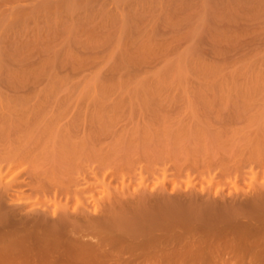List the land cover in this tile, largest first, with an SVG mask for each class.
Masks as SVG:
<instances>
[{
  "label": "rangeland",
  "instance_id": "rangeland-1",
  "mask_svg": "<svg viewBox=\"0 0 264 264\" xmlns=\"http://www.w3.org/2000/svg\"><path fill=\"white\" fill-rule=\"evenodd\" d=\"M2 1L4 2V0H0V8L4 7L5 9L7 7L10 9V6L11 8L14 6L16 10L19 7L21 8L22 4L26 2V0L23 1L5 0L6 4L4 5ZM68 1H72V0H68ZM233 2L235 6L233 5L231 6ZM71 3L70 5L59 8L56 11H51L46 15H41L38 17L36 16L35 13L29 12L31 10L28 11V9H27L28 13L23 11L24 13L21 12L22 14H19L21 9H18L20 11L17 10L18 11L17 15L18 14L19 15L17 16L15 13L14 15H16V17H14L13 15L14 18L12 17V15H10L12 14V12L9 13L11 10L14 9L9 10L6 8L7 11L6 9L5 11H3L2 9H1L2 11L0 10L1 11L0 22L3 21L2 24L8 22L6 24L7 26L4 24V26L6 27L3 26L1 27L2 24L0 23V45L3 44L2 46L3 48H5L9 46V45L6 46L7 43L10 44L8 40L13 41L15 38H22L20 40L16 39V41L20 43V45L18 44L19 46L18 45L15 46L17 43H14L15 41L14 40L12 42L15 44L12 45L13 47L9 46L6 50L4 49V51L3 48L2 50H0V87L2 88V89L0 88L1 90L7 91V89H9L11 84H14V86L16 84V86H18L19 88H20L19 85H27L26 88L24 86L25 89H33V88L35 89L36 86V89H38L37 88L38 86L40 88L41 85L44 86V84L46 85L47 83L50 84L49 81L50 77H51V81H53L55 84L57 83V85L60 83H62L61 85H64V83L67 82L65 83L66 85L69 84L68 86H70L71 84L72 88L74 87V85L75 87L79 86L80 89L82 86L87 84L88 81H90L89 83H91L90 80L91 78H92V84L122 83V84H131V85L139 84V85H148V86H173L180 84H190V85L192 84L193 85L195 84L196 85L197 84H217V85L264 84V0H75V3L74 1H72ZM18 4H19L18 7L15 6ZM26 4L31 5L32 2L30 3V0H28V3L26 2L25 5ZM227 4L230 7H228ZM8 16H10L11 18ZM5 18H8L10 20L8 19L6 20ZM4 19L6 20V22H4ZM61 27L64 28L63 30L61 29V31L63 32L66 29V33L64 32L65 34H63L61 31L59 32L60 29L58 28ZM52 29L54 30L56 29V31L53 30V32L55 33L58 31L57 34H55L58 36V37L56 36L57 38L54 36ZM58 33H61L63 35V37L65 38L64 40L65 43L69 40L71 41V39L73 38L72 42L69 41V43L67 42L66 44L61 43L64 38H62L61 34H59L60 35L59 36ZM14 34L15 35L21 34V35L19 37H14ZM50 35L52 38L49 37ZM11 37L14 38L12 39ZM53 37L54 40H52ZM59 37H61L62 39L61 38L59 39ZM4 39H6V41L8 42L4 41ZM21 40H25L24 41L25 43L20 42ZM58 44H62L63 47ZM57 48L59 49L57 50ZM71 51L72 52L74 51L75 53L74 52L71 53ZM108 58L110 59L109 62L107 60ZM73 63H75V66L73 65L72 67ZM98 76L101 77L96 78ZM6 86H8V88ZM32 86L34 87L32 88ZM21 88L23 87L21 86ZM76 89L78 90V88ZM9 90L7 92L5 91L4 92L10 93ZM78 92H76V94H78ZM93 105L94 102L88 103L85 102L84 100H79V101L75 100V112L92 110L94 109ZM103 115H104V119L102 120L103 121V123H101L102 125L100 124L101 128H99L100 126L96 128L94 130L95 134H97L96 133L97 131L110 132L111 130L115 131L116 128L118 127L121 128L125 126L126 129L124 127V130L126 131V133L122 132L123 128L121 129L118 128L120 129L121 134L123 135L126 134L125 138L129 133L127 137L128 139L122 138L125 141L127 140L128 144L127 142L124 141L127 144L124 145L125 143L122 140L123 143H121L122 146H120L121 153L123 151L125 152L126 148L130 149V145L132 144L131 142L134 141L133 142L134 145L138 141L137 144H135L136 146L135 145L133 147L131 146L132 149L130 150L126 149L125 154H121L120 152H118L119 150L116 149V147L110 150L107 149L108 147L105 145L106 143L104 144L102 143L106 147L101 146L100 145L101 143L99 144L101 150L102 148H106L108 150L107 153H109V151L113 149L114 150L116 149L117 152L115 153L116 154L120 153L122 155V160L118 163H115L117 162V160H115V157H112L111 155V158H114L112 160L110 157H108L110 153L107 154L106 152L103 151L107 155L106 159L110 158L111 160L109 162L110 164L111 162L113 163L115 160V162L111 164V166L115 165L116 167L109 166L107 168L106 165H108L109 163L107 164L104 162L106 159L105 160L102 159V161L99 163L98 161H96L98 157L96 160L94 158L93 163L97 162L100 165L96 164L98 166L95 165L94 167L93 163L89 165L90 164L89 159H91L92 156L95 155H93L92 153L91 154L88 153V155H86V153L83 154L86 155V157L84 156L86 159L88 158L89 164L86 163L87 160L83 157V155H79L80 159L79 156L77 155L75 157V160L78 157L77 159H79L78 161L79 163L83 161L81 164L77 163V161L75 162L79 164L80 168L77 166V164H75L77 166V169L75 167L76 172L74 171V173L72 174V178L68 176L65 177L66 174L60 175L59 179H57L58 182H56V184L53 183L55 180L53 181L52 176H49L47 180L46 177H45L46 179L44 178V174H43L42 175L43 177H41L43 181L39 179L40 177L36 175L37 168H34L35 166H37L35 165L36 163L35 164L33 163L34 167H32L33 165L31 163L30 164L28 163L27 165L26 162V164H24L25 161L23 160H20V162L22 163L18 161L15 162V165L17 166L20 165L18 167L17 176L16 173L15 174L12 173L14 172L13 171L14 169H12L11 170L12 172L9 173L6 169L5 170L7 171V173L4 170V172L7 175H9L10 173L14 174L15 179L13 181L15 182V186L17 184L16 188L20 187V190L23 193L16 191V190L19 191V189L15 190V188H11L14 189L15 191L10 189L11 190V191L9 190L10 193L6 192L3 194L6 198L3 197V195H2L3 199L1 198L2 200L0 202V209H1L0 211H2L3 214L2 218H4V216L6 217L4 220L0 219V223L3 221L2 224H0L1 225L0 234L3 236L2 237L0 235V261H1L0 264H7V263L8 264H17V263L38 264V262L39 264H43V263L58 264V261L62 262V264L64 261L67 262V263L64 262V264H70V263L71 264H79V263L101 264V262L102 264H110V263L112 264L113 262L115 264H118L116 263V261L120 262L119 264H121L123 262H126L127 260H128L127 261L128 263L126 262L127 264H131L132 262L133 264L134 263L138 264L141 261L142 264H145L147 261L151 263L147 262L146 264H152L153 259L151 260V257L154 258V256H156L154 258L156 259L157 256H159V253L163 251H165L166 253L163 252L160 254L166 257L168 252L169 255L164 259H168V257H170L172 261L170 260V258L168 260L169 262H171V264H249V262L250 264H252L253 259H251V257L254 256L253 253H250V255H252L251 257L250 255L249 257L247 255L249 251L252 249L254 253L255 251H258L260 252L259 254L263 256L264 243L262 242L264 241V232H263L264 228H262L261 226L264 225V214L263 216H261V214L264 212L262 211L259 212L261 213L260 216L263 219L261 221H260L261 218L259 219L260 216L258 217L259 213L256 211H254L253 217L255 218V214L258 213L256 215L258 219L253 218L251 219L252 221H250V218H252L253 215L252 211H251V216L250 214L247 215L248 213H243L242 215L240 214L236 217L237 218L236 222L238 223L236 228L240 226L239 227L240 230L238 231L239 232L241 231L240 233L243 234L241 235L242 237H244L245 235L243 240L240 238L236 239L237 238L236 236L235 241H238L239 245L237 242H236L237 245L234 242H233L234 244L232 243L228 244V242L226 243V241L223 242V239H221L222 242L219 240L214 242L212 239L211 241H213L214 243H212L210 240L209 242H206L208 237L204 242L203 241L204 238L201 239L200 236L199 239L197 238L198 234L201 235L200 233L205 232L202 227L201 228L198 227L197 231L195 232V234L197 235L194 234L195 238L192 236V234L188 235L190 237L189 238L186 235L187 233H185L187 231L182 230L184 229L183 227L185 226L187 227L186 225L187 222L184 221L186 222L184 223L181 218H180L181 220H179L177 217H174L178 219L177 222H175L173 221L174 219L172 218V216L171 217L168 216L166 220L168 221L170 219L168 223L171 222L172 224L171 225L166 223L167 225L170 226V227L168 226V230H163L165 227L167 228V225L165 223H164L165 224L164 227H163L164 224L162 225L163 232L169 234V236H167L166 238L168 237L171 238V240H169L170 242L169 241L167 242L168 244H164L165 246L160 245L163 247L159 246L160 249L161 248L165 249V250L161 249L162 251L161 250L159 251L158 246H156L158 244H163L161 242L158 243L159 242L158 240H157L158 244L157 243L156 245L154 244L156 247L150 246L151 241L149 242L150 244L148 243L149 245L146 244V242L144 244V238L146 236L140 237L142 234L145 235V233H142V231L138 232V235L136 236L139 237L138 239L135 237L134 239L135 241L133 240L134 237H130L127 235L122 236L123 234L120 235L121 233L119 231L113 232V235H110L108 231L110 241L107 239L106 240L107 244L105 242V239L108 238V235H106L107 232L101 233V234L106 233L105 234L106 236L105 235L100 236L99 235L100 233L99 234L96 233L95 235L94 233L93 234V237L95 236L94 238L92 237V235L83 236L85 239L81 237L82 240L87 241L88 243L90 242V240H92L89 244L95 245L94 246L95 248L97 245L96 250L99 249L97 250L99 253L98 254L95 253L97 256L95 254H93V256L92 254L91 255L87 254L89 258L87 256L84 257L85 255L79 257V255L81 254H77L74 250L75 248L72 247V245L69 243L70 244L69 247L70 248L72 247V249L74 250L73 253V251L69 247H67L68 244L66 243H68L69 241L65 240L66 241L65 243V241H63L64 239L61 240L56 238L58 239L57 241L56 239L55 241L52 240V242L54 241L53 242L54 244L50 240H49L50 243L48 242V240H45L47 243L51 245L47 243L45 244L42 241L44 243L43 246V244H41L42 243L41 241H40L41 243L40 242L39 244L37 243L38 238L36 236H38L39 233L38 235L37 233L36 234L34 233L32 235L30 234L31 237L30 236L24 237L23 235L24 234L26 235V233H24L25 230L23 231L22 229L29 227L34 217L40 215H46L47 218L51 216L49 218L50 220L51 218L52 220L53 218L55 219L56 217L55 215L54 217H52L54 212L51 213L53 211V208L51 207L50 204H52V206L55 205V200L52 199L54 198L57 200L56 202H58L59 196L61 200L60 203L64 201L62 204H65L68 199L71 200V202L68 200L69 205H71L69 207H71L70 209L74 211L73 209L77 207L76 204L79 203L76 197L79 195L83 196L84 194L87 195V193L90 192L89 190H91V192L97 194V202L96 201L93 202L92 198L89 199L91 201H88V204L91 203L93 207V211L95 210L93 212L90 208L89 215L90 217L91 216L94 217V215L96 216L97 214L99 215V213L101 214L102 209L96 206L101 205L100 198L102 199L104 193L101 188L103 187L102 184H100L101 182L100 181L98 182L99 180L98 177H100L98 174H101L100 172H102L103 169L102 164L105 165L104 167L106 169L104 170L108 172H109L108 169L113 170L114 168H116V170L118 168L123 171L126 170L128 172L129 171L131 172L132 170L129 169H133L134 165L136 166V168L138 167L139 169L143 168V166L146 165L144 166L145 169L143 168L144 170L140 169L142 170L143 177H141V172H139V169L138 171H136L137 169L135 170L136 174L137 172L140 173V176L137 174L138 176H136V178L134 177L132 178L131 175H129L131 177H128V175H126V177H128V180L126 179L125 184L127 181L129 183L127 182L128 183L126 184L127 187L126 185L125 187L128 188L129 184L131 186L129 187L131 189L130 192L126 191L127 189L123 188L125 189L124 190L126 194L125 198H127L125 199L126 201L127 200L131 201L133 200V198L135 200V198L140 195L139 193H142L143 191H144L143 193L146 192L145 193L146 195L148 192L149 194L148 196L152 194H154L155 196L156 193H158L157 191H159V193L162 194L161 191H164L163 194L165 195L167 194V196H170L171 199H173L174 201H180V200L183 201L182 198L184 200H187L190 198V196L193 195L198 196L200 194L199 197L203 198L204 196V199L210 197L211 199L220 201V203H222V200L223 202H225V199L228 200L229 202L230 200L233 199L234 202L238 201V204L239 202L240 204L241 203L244 204V202H246L253 195L252 194L253 190L256 187H262L264 189V102H260V101L256 102L255 99L248 97L244 98L238 103H233L227 100H218L213 102H207V101L185 102L183 100L157 102L154 98H143L140 100H136V99L130 100L129 98H127L105 109L103 111ZM77 133L80 134L78 135ZM82 133L83 132L79 131L76 132V135L82 136ZM116 133L114 132V134ZM118 133L116 134L117 137L118 135H120V133L119 134ZM104 134H102V137L104 136ZM123 135L121 137H124ZM129 136L131 137L130 139L131 141L129 140ZM132 138H134L136 142ZM99 145L97 146L98 148ZM123 146H126V148L124 149ZM106 149L104 150L106 151ZM122 149L124 150L122 151ZM95 150H93V152H95ZM101 150L100 153H102ZM96 152L98 151L96 150ZM4 153H5L4 155L6 156V152ZM97 154L99 153H96V155ZM120 154L117 155L118 158L121 157ZM100 155L104 156L105 154L104 155L100 154ZM106 155L104 156V158L106 157ZM92 159L90 160L91 162ZM99 159H101V157H99ZM2 163H5L6 165V162H4V160L0 161V164ZM22 164L23 167H21ZM116 164L118 165V167ZM5 165L3 167H5ZM88 166L91 167L90 172L92 170L93 172L91 173L88 172L89 171ZM82 167L83 169H81ZM92 167H94L95 169L94 168L92 169ZM98 167L99 170L101 169L100 172L97 169ZM14 168L17 169L16 166ZM22 168L23 170H21ZM32 169L34 170L32 171ZM24 170L27 171L25 172ZM29 171L30 174L28 173ZM113 171H115V169ZM123 171L122 172L120 171L118 173H123ZM23 172L24 174L22 175ZM34 172L36 174H34ZM104 172L102 173L104 174ZM108 172H106L107 173L106 175H109ZM26 173H28V175ZM88 173H90L89 174V176H91L90 178L88 176ZM33 175H36L38 178L35 179L36 176L34 177ZM96 175H97V180L96 178L94 179V181L93 179L91 180V178L92 177L94 178ZM115 175L113 176L109 175V176L114 177ZM62 176H64L65 179H63L64 177ZM73 176L76 177L74 183H77L78 185L80 184L78 183L79 180L82 179V182L80 181L82 185L81 184L80 185L83 188H85L84 191L83 189H81L83 193L86 191L84 194L81 193L82 191L79 190L80 192L77 191L79 192V194L77 192H75L76 194L72 192L75 195L78 194L77 196H73V194L66 192L67 190L64 191V189H66L68 185H65L64 187L63 185L64 183L62 182L65 180L66 181V182L64 181L65 184L68 183L71 184V182L73 183V178H74ZM87 176L89 179H87ZM117 176H119V174L116 175L115 179L119 178ZM16 177L19 180L16 179ZM32 177L38 182V185L41 184L40 182H42V188H40L39 190L42 191L43 189L44 194L43 191L41 192L37 189L39 188V186L35 183L36 181ZM110 177L108 178V181L111 179L115 180L114 178H110ZM50 178L52 181V182L50 181L51 183L48 182ZM101 178L102 177H100V179ZM130 178L133 180L131 181ZM44 179L47 180L46 182L48 183L44 182L45 181ZM86 180H88L89 182ZM18 181L22 182L21 183L22 187L18 185ZM91 181L94 183L97 181L98 184L96 183V185L93 186L92 184L94 183H92ZM118 181L116 180L117 183ZM43 182L45 185L52 184L53 187L48 185L47 187L48 190L46 187H45L46 190H44L45 188L43 187L45 185L43 184ZM113 182L115 183V181ZM57 183L61 185V188L60 186L59 187L57 186ZM30 184H32L31 187ZM33 184H36V187L37 186L38 187L33 188V186H35ZM72 187L74 188L73 185ZM75 187H77V185ZM50 188L51 189L53 188L52 189L53 193L51 194L50 192L52 191L50 190ZM12 191L17 195L13 193L11 194ZM33 191H35V193L38 191L37 193L39 195L36 193L33 196L34 194ZM25 192L29 195L33 193L31 195L33 196V198H31V202L32 201L37 202L38 204L41 199V203L39 206L41 208H42L41 205L43 203L42 202L43 198L44 197H46L44 199L48 198L47 200H49L50 202L48 209H51V211L49 210L51 214L47 213L48 211L46 207L48 206V204L45 205L43 204L44 209L42 208L43 209L42 210L41 208H38L39 204L36 205L37 207L34 206V208H32L33 206H31L30 208V203L27 204L26 201L27 199L22 202L21 200L25 196H27L28 199L30 200L29 198L30 196L26 195ZM91 192L89 194H92ZM127 192H129L128 195ZM131 192L132 194H130ZM133 192L134 193L136 192L135 194H139V195H135ZM21 194L22 195L25 194V196L24 195L19 196ZM9 195L10 196L15 195V196L14 197L12 196L13 198H11L8 197ZM51 195L53 196L52 199L50 197ZM184 195L187 196V198ZM207 195L209 196L207 197ZM38 196L40 199L38 198ZM87 196L89 197V195ZM87 196L86 199H88ZM154 196L152 197L150 196V198H154ZM63 197L64 199L62 201L61 198ZM74 197H75L74 199L75 201L73 200ZM174 197L177 198L179 197L180 199L179 198L176 199ZM128 198H131V200ZM5 199H7L8 201L7 200L5 201ZM18 199H20L21 202ZM93 199H95V197ZM17 200L19 204L18 203L13 204V202L15 201L17 202ZM47 200H45L44 203L48 202ZM151 200H150L151 203L148 202L149 204H152L153 201ZM153 200H155V198ZM242 200H246V201H242ZM129 201H127V203ZM5 204L6 205L9 204V205L5 206ZM16 205L19 206L20 208L19 207L17 208ZM82 206H83L82 203H79L76 209L80 210ZM152 207L149 208L151 209V211L153 208H155ZM38 209L41 210L39 211ZM76 209L75 211H77ZM10 211L12 214L10 213ZM30 211H32V213ZM36 211L37 213H35ZM6 214L8 215V217ZM47 215L50 216L48 217ZM244 215H247L246 218ZM239 216H241L243 220ZM22 218L24 219V221L22 220ZM26 218H29V220L26 221L27 220ZM246 219L249 220L250 223ZM20 220H22L25 223H23ZM12 221L13 223H11ZM18 222L20 223L18 224ZM173 222H175L177 226ZM10 223L12 226H10ZM182 223L183 226L181 225ZM7 224L10 226V228ZM235 224L236 223H234V225ZM249 224L251 225L249 226ZM259 224L261 230L260 228H258ZM231 225L234 226L233 224ZM21 226L22 229H20ZM188 226L190 225L188 224ZM2 228L3 230L1 232ZM256 228H258L259 230H256ZM4 229H6L7 231ZM16 230H18L17 234H16ZM252 230L255 233L257 231H258L257 233L259 232L261 233L255 234L252 232ZM198 231L199 233H197ZM154 232L155 233L158 232V234L160 235L161 231H154ZM249 232L251 233V235ZM20 233H22L23 235ZM68 233L67 235L65 234L66 237L67 236L69 237ZM162 233H161L162 236L167 235V234L163 235L164 233L163 234ZM153 234L154 233H152V236ZM5 235H7V239L5 238L4 240L3 238L5 237ZM10 235L12 237L13 236H15L16 238L18 237L17 240L19 241H17L16 238L13 237V239L15 238L14 239L15 242H14ZM33 235H35V237ZM203 235L201 236L203 237ZM253 235H255L256 238H254ZM260 235L262 236L261 238L263 239L260 238ZM162 236L160 237L163 238ZM8 237H11L12 241L11 239L8 240ZM97 237H99V239ZM100 237H103V239ZM118 237L120 238V240L124 238L127 243L125 242L124 239H122L124 241L122 240L117 241V239H119ZM245 238L247 239L249 238L247 243L244 240ZM251 238L253 243L255 242V244L257 245L260 244V245L259 246L256 245L253 247L252 245L253 243H251ZM94 239L96 244L93 242ZM239 239L242 242H244V244L242 243L240 245L241 241ZM6 240H8L9 242ZM60 240L62 241L61 242L62 245L60 243ZM195 240L196 242H194ZM258 240L261 241L258 242ZM58 241H59V246L60 247L63 246L62 248H60L59 246H55V242L56 244H58ZM101 242L102 243L105 242L106 245L102 244ZM2 243L3 245H1ZM109 243L111 245H109ZM131 243L132 245H130ZM199 243H201L204 247ZM207 243L209 244V246ZM218 243L219 244L222 243V245L221 244L219 245ZM128 244L130 245V247ZM210 244H212L213 247H210L212 246ZM194 245L197 246L195 247ZM198 245L201 246L199 247ZM9 246L11 248H9ZM49 246H52V248H50ZM99 246L101 248H98ZM132 246L133 249L131 248ZM149 246L151 247V249L148 248ZM215 246L221 248L214 249ZM231 246L232 248H235L233 249L234 253L231 252L232 249ZM30 247L33 249H31ZM34 247L36 251L34 250ZM104 247L107 249H104ZM126 247H127V251L125 250ZM207 247H209V249L211 250L207 249ZM223 247L224 249H222ZM225 247L227 249L229 247L230 250L229 249L227 250ZM255 247H259V250L257 248L254 251ZM2 248H4V250ZM7 248L11 251L9 250L7 251ZM40 248H42L44 251H42ZM58 248L59 250H57ZM67 248L72 253H70V251L68 250H66V253L63 252L64 254L59 253L65 251V249ZM108 248L110 250H108ZM128 248L131 249L129 250ZM146 248L147 250L149 249L150 251L149 250L146 251ZM155 248L158 249V253H156L157 250ZM236 248L238 249L236 250ZM242 248L243 250H241ZM260 248L263 251V253L260 250ZM18 249H21L22 251ZM134 249L137 252L133 251ZM221 249L223 255L221 253ZM128 250L129 252L132 251L131 253L133 255L137 253L136 254L137 257L136 255L131 256ZM217 250H219V252ZM235 250L237 252H235ZM28 251H30L31 253ZM116 251L117 252L120 251V253L122 254H120L119 252L117 253ZM139 251L144 256L141 253L138 255ZM197 251L198 253H196ZM10 252H12V254H10ZM15 252L18 254L16 255ZM57 252L60 255L57 254ZM115 252L118 254V256ZM199 252L200 253L202 252L203 254L202 253L199 254ZM126 253L130 257H128ZM155 253L157 255H155ZM237 253H239L240 255ZM256 253L254 257H256V255L257 257L259 256ZM27 254L28 255L30 254L31 257H29L30 256L29 255L28 256L29 258H27ZM124 254L127 257L124 256ZM148 254L151 257H147L149 256ZM245 254L247 255L246 256L247 258L244 256ZM8 255L10 256V258H8L9 257ZM46 255L48 259L46 258ZM113 256L117 258L119 257V259L120 258L121 259L117 260V258ZM161 256L159 259H161ZM164 256H162V259ZM13 257H15L16 259ZM19 257H21V259H19ZM108 257H110L111 259ZM134 257L135 259H133ZM146 257L148 258V260ZM263 257L262 258L261 256L260 258L258 257L259 261L257 258H255L257 261L255 259L254 260L258 263L260 262V259L261 260L263 259ZM74 258L75 260H73ZM139 258L140 260L138 261ZM144 258L147 261H145ZM248 258L250 260H248ZM20 260H23V263ZM30 260H32V262ZM81 260H83V263ZM92 260L93 261L95 260V262H93ZM108 260H110L109 261L110 263L107 262ZM254 260H253L254 262L253 264H257L255 263ZM70 261H72L73 263ZM161 261L162 260H160V262ZM263 261L264 259L261 262ZM153 264H156L155 260L153 261Z\"/></svg>",
  "mask_w": 264,
  "mask_h": 264
},
{
  "label": "bare ground",
  "instance_id": "bare-ground-1",
  "mask_svg": "<svg viewBox=\"0 0 264 264\" xmlns=\"http://www.w3.org/2000/svg\"><path fill=\"white\" fill-rule=\"evenodd\" d=\"M15 1H17V0H15ZM20 1H23V0H20ZM72 1H74V3H75V0H72ZM72 1H68V0H30V3L32 2V4L30 5V4H26L25 5V3L27 2L28 3V0H26V2L25 3H21L22 4V6H23V9H22V6H21V8L19 7L18 9H21V11L20 10H18V11H20L19 12V14H22L21 12H27V9H28V11L29 10H31V11H29V12H33V13H35L36 14V16L38 17V16H41V15H46V14H48L49 12H51V11H56V10H58L59 8H62V7H64V6H67V5H70V3L72 2ZM3 2V1H2ZM4 5L6 4L5 3V0H4ZM20 4V5H21ZM72 4V3H71ZM228 5V4H227ZM226 5V6H227ZM229 5H230V3H229ZM228 5V7H230ZM235 6L234 5V2H233V4H231V6ZM1 6H2V4H1ZM15 6H19V4L18 5H15ZM225 6V7H226ZM14 7V6H13ZM11 8V6H10V9H14V10H11L9 13H11L12 12V14H10V15H12V17H13V15L16 13V15H17V13H18V11L15 9V7L14 8ZM7 8V7H6ZM5 8V9H6ZM54 8V9H53ZM3 10V11H5V9H4V7H1L0 8V10ZM7 9H9V8H7ZM7 9H6V11H7ZM9 9V10H10ZM227 9V8H226ZM231 9H232V7H231ZM1 10V11H2ZM0 11V12H1ZM15 11V12H14ZM17 11V12H16ZM23 12V13H24ZM5 13V12H4ZM3 13V14H4ZM28 13V12H27ZM33 13H31V14H33ZM2 14V13H1ZM8 14V13H7ZM18 14V15H19ZM9 15V14H8ZM16 15H14V17H16ZM17 15V16H18ZM4 17V16H3ZM7 17V16H6ZM8 17H10V16H8ZM13 17V18H14ZM11 18V17H10ZM12 18V19H13ZM0 19H1V17H0ZM6 20L8 19V18H5ZM4 19V22H6V20ZM8 20H10V19H8ZM12 21V20H11ZM1 24L3 23V21L2 22H0ZM8 23V22H7ZM7 23H4L5 25L7 24ZM4 24H2L1 25V27L3 26V27H6V26H4ZM57 28V27H56ZM58 29H60L59 30V32L61 31V29L63 30L64 28L63 27H61V28H58ZM51 30V29H50ZM53 30L54 29H52V32H53ZM54 31H56V29L54 30ZM58 32V31H57ZM57 32L55 33V32H53L54 33V36L56 37L57 35H55V34H57ZM63 34H65L66 33V29H65V33L63 32V31H61ZM49 34H51V33H49ZM59 34H61V33H58V35ZM18 35V34H17ZM17 35H15L14 34V37H19L21 34H19L18 36ZM60 36V35H59ZM61 36H62V38H64L63 37V35L61 34ZM66 36H68V35H66ZM72 36V35H71ZM13 37V38H14ZM27 37V36H26ZM49 37H51V35L49 36ZM58 37V36H57ZM56 37V38H57ZM70 37V36H69ZM12 38V37H11ZM12 38V39H13ZM32 38V37H31ZM52 38V37H51ZM61 37H59V39H60ZM61 38V39H62ZM16 39L17 40H20V39H22V38H15L14 40L16 41ZM59 39H58V41H59ZM70 39V38H69ZM13 40V41H14ZM26 40V39H25ZM25 40H21L20 42H23V43H25L24 41ZM52 40H54V37H53V39ZM64 40H65V38L63 39V41L61 42V43H65L64 42ZM72 40H73V38L71 39V41L70 42H72ZM4 41H6V39H4ZM9 41V43L10 44H8L7 43V45L6 46H12L14 43H17L15 46H17L18 44L20 45V43H18V41H14V43H12L13 41L12 40H8ZM8 41H6V42H8ZM57 41V40H56ZM69 41H67L68 43H69ZM74 41H75V39H74ZM73 41V42H74ZM5 42V43H6ZM66 42V43H67ZM60 43V42H59ZM65 43V44H66ZM3 45V44H2ZM2 45H0V50H2V48H3V46ZM18 45V46H19ZM58 45H61L62 46V44H58ZM71 45V44H70ZM4 46H5V44H4ZM8 46V47H9ZM8 47H5V48H3V51H4V49L6 50ZM13 47V46H12ZM63 47V46H62ZM67 47H69V46H67ZM11 48V47H10ZM9 48V49H10ZM13 49V48H12ZM59 48H57V50H58ZM74 52V51H73ZM72 51H71V53H73ZM75 53V52H74ZM108 60V62L110 61V59L108 58L107 59ZM73 65L75 66V63H73L72 64V67H73ZM53 77V76H52ZM101 77V76H100ZM99 76L98 77H96V78H100ZM103 78V77H102ZM101 78V79H102ZM56 79V78H55ZM91 80V83H89L90 81H88V83L87 84H85L84 86H82L81 87V89L79 88V86H77V87H75V85H74V87L72 88L71 86V84H70V86H68V85H66L65 83H67V82H65L64 83V85H61L62 83H60V84H58L57 85V83L55 84L53 81H51V77H50V79H49V81H50V84H48L47 83V85L46 84H44V86L43 85H41L40 86V88H39V86L37 87L38 89H36V86H35V89L33 88L34 86H32V88L33 89H25L26 87H27V85H19L20 86V88H21V86L23 87V88H19L18 86H16V84H15V86H14V84H11V86L9 87V89H7V91L9 90L10 91V93L8 92V93H5V92H7V91H3V90H1L0 89V150L1 151H4V152H6V156L4 155L5 153L4 152H1L0 153V161L1 160H4V162H6V165H7V168H6V165H5V163H2V164H0V202H1V200L3 199V197H5L3 194L4 193H6V192H9V190L11 189V188H15V190L16 189H19V191L18 190H16L17 192H22L21 190H20V187L19 188H16V186H17V184H16V186H15V182L13 181L15 178V176H14V174L16 173V176H17V172H18V167L20 166V165H15V162H20V160H23V161H25L24 162V164H26V162H27V165H28V163L30 164H32L33 165V163L35 164V165H37V166H35L34 167V165L32 166V165H30V166H32V167H34V168H37V174L34 172V174H36V175H38L40 178L39 179H41L42 180V178L41 177H43L42 175L44 174V178L46 177L47 178V180H48V177L49 176H52V179H53V183H55L56 184V182H58V180L57 179H59V176L60 175H65L66 174V176L65 177H70V178H72V174L74 173V171L76 172V170H75V167H76V169H77V166L79 167V164H81L83 161H81L80 163L78 162L79 161V159H80V156L79 155H83V154H85L86 153V155H88V153L89 154H93V155H95V156H92V162L90 161L91 159H89V162H90V164L88 163V158L86 159L85 157H86V155H83V157L87 160V164H89V165H91L92 163H93V161H94V158H95V160L97 159V157H98V159L96 160V161H98L99 163L102 161V159H106L107 158V155H106V153L108 152V150L107 149H112V148H114V147H116V149H118L119 151L118 152H120L121 150H120V146H122V144L121 143H123L125 140H123L122 138H124V139H128L127 137H128V134H127V137L125 138V136H126V134H121V131H120V129L121 128H123L122 129V132L123 133H126V131L124 130V127L125 126H123V127H118V128H120V129H118V128H116V130L115 131H113V130H111L110 132L109 131H97L96 133L97 134H95V132H94V130L96 129V128H98L99 126V128H101V123H103V119H104V115H103V111L105 110V109H107L108 107H110V106H112L113 104H116V103H119L120 101H122V100H124V99H127V98H129L130 100H133V99H136V100H140V99H143V98H154L157 102H167V101H181V100H183V101H192V102H195V101H198V102H201V101H207V102H213V101H218V100H227V101H230V102H233V103H238L239 101H241V100H243L244 98H253V99H255V101L256 102H264V84H219V85H217V84H195V85H190V84H180V85H173V86H148V85H139V84H136V85H131V84H104V83H102V84H97V83H93L92 84V78L90 79ZM96 80H98V79H96ZM104 80V79H103ZM108 80V79H107ZM100 81V80H99ZM106 81V80H105ZM109 81V80H108ZM111 81V80H110ZM87 82V81H86ZM112 82H113V80H112ZM53 83V84H52ZM110 83V82H109ZM39 84V83H38ZM37 84V85H38ZM13 85V86H12ZM31 85V84H30ZM34 85V84H33ZM46 85V86H45ZM24 86H25V88H24ZM7 88H8V86H6ZM5 87V88H6ZM42 87V88H41ZM76 88H78V90L76 89ZM3 89H4V87H3ZM75 89V90H74ZM80 89V90H79ZM78 92V94H76V92ZM75 94H76V97H75ZM75 100H77V101H79V100H84L85 102H88V103H91V102H94V105H93V107H94V109H92V110H89V111H77V112H75ZM75 121H76V123H75ZM101 124V125H100ZM122 126V125H121ZM76 128H78V129H76ZM125 129H126V127H125ZM76 130V131H75ZM83 130V131H82ZM100 130V129H99ZM119 130V131H118ZM79 131H81V132H83L82 133V136L80 135V136H78L80 133H77L78 135H76V132H79ZM120 133V135H118V137H117V133L118 132ZM94 132V133H93ZM109 132V133H108ZM114 132L116 133V134H114ZM105 133V134H104ZM118 133V134H119ZM102 134H104V136L102 137ZM124 136V137H121V136ZM120 137V138H119ZM131 139V137L129 136V140ZM133 140H135L134 138H132ZM115 140H117V141H115ZM122 140H123V142H122ZM132 140V141H133ZM117 143H115V142ZM131 141V140H130ZM125 142H127V140L125 141ZM124 142V143H125ZM134 142V141H133ZM133 142H131L132 144L130 145V143H129V145H130V149H132V147L135 145V144H137V142H136V140H135V144L133 145ZM101 143V144H100ZM104 143H106L105 145L108 147L107 149L106 148H102V150L100 149V145L101 146H105V145H103ZM99 145V148L97 147L98 145ZM119 144V145H118ZM127 144H128V142H127ZM126 143L124 144V145H127ZM105 146V147H106ZM119 148H118V147ZM132 146V147H131ZM136 146V145H135ZM123 148L125 149L126 148V146H123ZM128 148H129V146H128ZM98 151V152H96V150ZM104 149H106V151L104 150ZM111 150V151H113V152H111V151H109V153H107V154H109L108 155V157H110L111 158V155H112V157H115V160H117V162H115V160H114V162L115 163H118V162H120L121 160H122V155L121 154H125V152H126V149H125V152L123 151L124 149H122V153L120 154L121 155V157H117V155H119L118 153L116 154L115 152H117V150ZM130 149H127V150H130ZM93 150H95V152H93ZM100 150L102 151V153H100ZM106 152V153H104V152ZM96 153H99V154H97L96 155ZM106 155V157L104 158V154ZM113 153H114V156H113ZM127 153H128V151H127ZM100 154H102V155H104V156H101ZM4 155V156H3ZM79 156V159H77L76 158V160H75V157L76 156ZM100 155V156H99ZM116 155V156H115ZM89 156H91V155H89ZM99 157H101V159H99ZM110 158H108V159H106L104 162L105 163H109L111 160H110ZM116 158H118V159H116ZM82 159V158H81ZM112 160L114 159V158H111ZM6 160V161H5ZM27 160H29V161H27ZM41 160H42V162H41ZM83 160V159H82ZM8 161V162H7ZM77 161V163H79V164H77V163H75ZM3 162V161H2ZM113 162V163H114ZM20 163H22V162H20ZM99 163H93V165H94V167H95V165L96 164H98V165H100ZM112 162H111V164H113ZM49 164V165H48ZM75 164H77V166L75 165ZM110 164V163H109ZM106 165V167L108 168L109 166H111V164L110 165ZM141 164V163H140ZM5 165V167H3ZM83 165V164H82ZM92 165V166H93ZM98 165H96V166H98ZM117 165V164H116ZM137 165H139V164H137ZM16 166V168L17 169H15L14 167ZM39 166V167H38ZM87 166V165H86ZM105 165L104 164H102V172H104L105 170L104 169H106L105 167H104ZM115 165H113V166H111V167H114ZM142 166V165H141ZM144 166H146V165H144ZM144 166H143V168H144ZM21 167H23V164L21 165ZM20 167V168H21ZM89 167V166H88ZM94 167H92V169L94 168ZM110 167V168H111ZM116 167V166H115ZM117 167H118V165H117ZM135 167V168H134ZM134 167H133V169H129V170H132L131 172H130V174H129V172L128 171H123V170H121V169H118L117 168V170H116V168H114L115 169V171H113V170H110V169H108L109 170V172L108 171H105L104 172V174L102 173V172H100V170H99V167L97 168L98 170H99V172L101 173V174H98L100 177H102L101 179H100V177H98V182L100 181L101 183L100 184H102V186L103 187H101L102 188V191L104 192L103 193V197H102V195H101V197H102V199L100 198V202H101V205L100 206H96V207H99V208H101L102 210V212H101V214L99 213V215H98V217H97V215L95 216L94 215V217H90V215H89V211H90V208H91V210L93 211V207H92V204L90 203V204H88V201H91V200H89L90 198H92V200H93V202L94 201H96L97 202V194H95V193H93V192H91V190H89L92 194H89V193H87V195H89V197L87 196V195H85L84 193L86 192H84L83 193V191H84V189L85 188H83L81 185V182H82V179L81 180H79V182L78 183H80L79 185L77 184V183H74V181H75V179H76V177H74L73 178V183L71 182V184L70 183H68V184H65V182L63 181L62 183H64L63 185H64V187H65V185H68V187H66V189H64V191L65 190H67L66 192H69L70 194H73V196H77L78 194H79V192L80 191H82L81 189H83V191L81 192V193H83L84 195L83 196H85V197H83V196H81V195H79V196H77L76 197V199H78V201H79V203H82V208L79 210H77L76 208L78 207V204H76L77 205V207L75 208L77 211H75V209H73L74 211H72L70 208L71 207H69V206H71V205H69V202H68V200H67V202L65 203V204H62L64 201H63V199H64V197L63 198H61L62 199V201L63 202H61L60 203V196L58 197V199H59V201L58 202H56L57 200L56 199H54L53 198V196L51 195L50 197H51V199L52 200H55V205H53L52 206V204H50L51 205V207L53 208V211L51 212V213H53L54 212V214H53V216L52 217H54V215L56 216L55 217V219L53 218V220H52V218H51V220L49 219V218H47L46 217V215H40V216H37V217H34V219L32 220V222H31V224L29 225V227H27V228H25V229H22V226L20 227V229H22L23 231H24V233H26V235L24 234H22V233H20V234H22L24 237H27V236H30V234L32 235V234H36L37 233V235H38V233H39V235L38 236H36L37 238H38V244H39V242L41 241H43L45 244L47 243L45 240H48V242L50 243V241L52 242V240H54L55 241V239L56 238H58V239H61V240H63V241H65V240H67V241H69L68 243H66V241H65V243L66 244H68V246L67 247H69V245L71 244L72 245V247H74L75 249V252L77 253V254H81V255H79V257H81L82 255L84 256V257H88V255H91L92 254V256H93V254H98L99 252L97 251V250H99V249H97L96 250V248H97V245H96V248L94 247L95 245H91V244H89L92 240H90V242L88 243L87 241H84V240H82L81 239V237H83V236H88V235H92V237H93V234L95 233V235H96V233L97 234H99L100 236H103V235H105V234H101L102 232L104 233V232H107V234L106 235H108V238H106L105 239V242H106V240L108 239H110L109 238V233H110V235H113V232H117V231H119L120 233V235H122V236H130V237H134L133 238V240L135 239V237L138 239V237L139 236H136V235H138V232H140V231H142V233H145V235L144 234H142L141 235V233H140V237H142V236H146L145 238H144V244H145V242H146V244H148L150 241H151V244H150V246H152V247H156V246H158V248H159V251L162 249V250H165V249H163V248H161L160 249V247H163V246H165L164 244H168L167 242L169 241V240H171V238L170 237H168V238H166L167 236H169V234L168 233H165V232H163V230H168V226L169 225H167V224H171V222H169L168 223V221H170V219L168 220V221H166L167 220V217L168 216H172V218L174 219L173 221H175V222H177V220L179 219V220H183V222L184 221H186L190 226H188V224L186 223V222H184V223H186V225H187V227L185 228V227H183L184 229H182V230H184V231H187V232H185V233H187L186 235L188 236L189 234H192V236L195 238V235H197V234H195V232L197 231V229H198V227L199 228H203V230L205 231V232H203V231H201V232H203V233H200L201 235H203V237L201 236V235H199L198 234V239H199V236H200V238L202 239V238H204V242H205V240L207 239V237H208V241L206 240V242H209V240L211 241V239L214 241V242H216L217 240H219V241H221V239H223V242L224 241H226V243L228 242V244L230 243H232V244H236L237 245V243H238V241H235L236 239H238V238H240V239H242L243 240V238L245 237V235H244V237H242L241 235H243V234H241L238 230H240L239 229V227L240 226H238L237 228H236V226H237V222H236V217L238 216V215H242L243 213H248L247 215H249L250 214V216H251V211H252V213H253V215H252V218H250V217H248V218H250V221H252L251 219H253L254 217V211H256V212H264L263 210H264V189L262 188V187H256L254 190H253V195L246 201V200H242V201H246V202H244V204H240V202H239V204H238V201H233V199L232 200H230V202L228 201V200H226L225 199V202H223V200H222V203H220V201H218V200H215V199H211L210 197H208L209 195H207V197L208 198H205L204 199V196H203V198L202 197H199L200 196V194L198 195V196H190V198L189 199H187V200H184L183 198H182V200L183 201H174L173 199H171V197L170 196H167V194L165 195V194H163V192L164 191H161L162 192V194L161 193H159V191H157L158 193H156V197L154 196V194H152V192H151V194L152 195H150L151 197L152 196H154V198H155V200H153L154 198H150V196H148L149 194H148V192H147V195L145 194V193H143L142 191V193H139V194H135L134 192V194L135 195H139L138 197H136V196H134V197H136L135 198V200H134V198H133V200H131V198H128V199H130L131 201H133V202H131V201H129V200H127V201H129L128 203H127V201L125 200V199H127V198H125V189H127L126 191H131V189L129 188V187H131L130 186V184H129V187L128 188H126L127 187V185L126 184H128L127 182H126V184H125V181H126V179L128 180V177H131L132 176V178L134 177V178H136V176H140V173L139 172H141V177H143V174H142V170H140V169H143V168H136V166L134 165ZM29 168V167H28ZM38 168H39V171H38ZM80 168V167H79ZM90 168L91 167H89V171L88 172H90ZM8 171V173L9 172H12L11 170L12 169H14L13 171L14 172H12V173H14V174H12V173H10L9 175H7L6 173H7V171ZM81 169H83V167L81 168ZM91 169V170H92ZM95 169V168H94ZM137 169V170H136ZM138 169H139V172H137V174H136V171H138ZM145 169V168H144ZM143 169V170H144ZM4 170L6 171V173L4 172ZM21 170H23V168L21 169ZM20 170V171H21ZM30 170V169H29ZM34 169H32V171H33ZM36 170V169H35ZM122 172L123 171V173H118V172H120V171ZM136 170V171H135ZM252 170H253V168H252ZM25 171V170H24ZM27 171V170H26ZM25 171V172H26ZM78 171V170H77ZM95 171V170H94ZM83 172V171H82ZM91 172H93V170L91 171ZM90 172V173H91ZM106 172H108L109 173V175L111 176H113V175H115L116 173V175H118L119 174V176H117V177H119L118 179L116 178L115 179V177H116V175L114 176V177H110L109 175H106L107 173ZM253 172V171H252ZM21 173V172H20ZM29 174H30V171L28 172ZM28 173H26L27 175H28ZM33 173V172H32ZM85 173V172H84ZM90 173H88V176H89V174ZM96 173V172H95ZM127 173V174H126ZM254 173V172H253ZM257 173V172H256ZM24 174V172L22 173V175ZM81 174V173H80ZM83 174V173H82ZM120 174H122V175H120ZM7 177H6V176ZM36 175H33L34 177L36 176ZM95 175V174H94ZM93 175V176H94ZM101 175H103V176H101ZM126 175H128V177H126ZM129 175H131V176H129ZM32 176V175H31ZM30 176V177H31ZM88 176H87V179H89L91 176H89V178H88ZM122 178H121V177ZM23 177V176H22ZM30 177H29V179H30ZM62 177H64V176H62ZM62 177H61V179H62ZM65 177L63 178V179H65ZM114 178L115 180H113V179H111V180H109L108 181V178ZM33 178V177H32ZM36 178H38L37 176L35 177V179ZM45 178V179H46ZM81 178V177H80ZM79 178V179H80ZM96 178V180H97V175L93 178H91V180L93 179V181H94V179ZM16 179H18L17 177H16ZM21 179V178H20ZM28 179V178H27ZM34 179V178H33ZM34 179V180H35ZM39 179H37V180H39ZM44 179V180H45ZM107 179V180H106ZM119 179H121V180H119ZM19 180V179H18ZM33 180V181H34ZM40 180V181H41ZM47 180H45L44 182H46ZM116 180L118 181V183L120 184V186H119V184L116 182ZM130 180L132 181L133 179H131L130 178ZM16 181V180H15ZM22 181V180H21ZM31 181V180H30ZM29 181V182H30ZM32 181V182H33ZM36 181V180H35ZM34 181V182H35ZM43 181V180H42ZM51 181V178H50V180L48 181L49 183H51L50 182ZM81 181V182H80ZM86 181H88V180H86ZM113 181H115V183L113 182ZM28 182V181H27ZM44 182H43V184H44ZM48 182H46V183H48ZM89 182V181H88ZM92 182V181H91ZM13 183H14V185H13ZM20 183V184H19ZM21 183L22 182H20V181H18V185L19 186H21ZM37 185H38V182L36 181L35 182ZM41 184H39L38 186H39V188H37L36 187V184H33V185H35V186H33V188L35 187V188H37L38 190L40 189V188H42V182H40ZM92 183H94V182H92ZM91 183V184H92ZM96 183H97V181L94 183V184H92L93 186H95L96 185ZM114 183V184H113ZM24 184V183H23ZM55 184H53V185H55ZM77 185V187H75L76 185ZM84 184H85V182H84ZM98 184V183H97ZM116 184V185H115ZM118 184V185H117ZM121 184H122V186H121ZM41 185V186H40ZM45 185V184H44ZM48 185L49 184H46L43 188H47L48 187ZM72 185L74 186V188L72 187ZM113 185H115V186H113ZM125 185H126V187H125ZM12 186H14V187H12ZM25 186H27V185H25ZM28 186H29V184H28ZM32 186V184H30V187ZM49 186H51V187H53L52 186V184H50ZM57 186L59 187L60 186V188H61V185H59L58 183H57ZM80 186V187H79ZM86 186H89V185H86ZM91 186V185H90ZM263 186V185H262ZM22 187V186H21ZM24 187V186H23ZM29 187V188H30ZM55 187V186H54ZM69 187H70V189H69ZM82 187V188H81ZM27 188V187H26ZM32 188V189H33ZM46 188L44 189V190H46ZM88 188V187H87ZM86 188V189H87ZM90 188V187H89ZM123 188H125V189H123ZM22 189V188H21ZM31 189V190H32ZM53 189V188H52ZM52 189L50 188V190L52 191ZM91 189V188H90ZM130 189V190H129ZM11 190H14V189H11ZM10 190V191H11ZM14 190V191H15ZM23 190V189H22ZM27 190V189H26ZM35 190V189H34ZM47 190H48V188H47ZM80 190V191H79ZM25 191V190H24ZM39 191H41V190H39ZM42 191H43V189H42ZM41 191V192H42ZM71 191V192H70ZM77 191H79V192H77ZM38 192V191H37ZM36 192V193H37ZM57 192V191H56ZM72 192H77L78 194L77 195H75L74 193H72ZM129 192H127V195L129 194ZM140 192V191H139ZM10 193V192H9ZM13 193V191L11 192V194ZM23 193V192H22ZM34 193V194H33ZM33 196L36 194L35 193V191H33ZM51 193H53V191L52 192H50V194ZM80 193V194H81ZM192 193V192H191ZM204 193V192H203ZM208 193V192H207ZM10 194V195H11ZM13 194H16V193H13ZM25 194L26 195H29V194H27L26 192H25ZM25 194H23L24 196H25ZM31 194V195H32ZM38 194V193H37ZM43 194H44V191H43ZM42 194V195H43ZM47 194H49V193H47ZM46 194V195H47ZM55 194V193H54ZM59 194V193H58ZM62 194V193H61ZM64 194V193H63ZM130 194H132V192L130 193ZM194 194H196V193H194ZM2 195H3V197H2ZM8 196V197H11V198H13L15 195H12V196ZM17 195V194H16ZM22 194L21 195H19V196H23ZM31 195H29L30 197V200L28 199V197L27 196H25V197H23V199L21 200L22 202L24 201V200H26L27 201V204H29L30 203V208H31V206H33L32 208H34V206L35 207H37L36 205H38V208H41V207H39L40 206V203H41V199L39 198V196H38V198L40 199V202L37 204V202H31V198H33V196H31ZM39 195V194H38ZM187 195H188V193H187ZM18 196V197H19ZM44 196V195H43ZM64 196V195H63ZM72 196V197H73ZM86 196H87V198L88 199H86ZM91 196V197H90ZM185 196V195H184ZM184 196H182V197H184ZM202 196V195H201ZM211 196V195H210ZM18 197H16V198H18ZM55 197V196H54ZM95 197V199H93ZM127 197V196H126ZM129 197H131V196H129ZM133 197V196H132ZM186 198H187V196H185ZM212 197V196H211ZM2 198V199H1ZM6 198V197H5ZM44 198H46V197H44ZM43 198V203H42V208L44 209V206H43V204L45 205V204H48V206L46 207L47 208V213H49V214H51L50 213V211H51V209H48V207H49V200H47V199H44ZM99 198V197H98ZM150 198V199H149ZM174 198H176V199H178L177 197H174ZM185 198V199H186ZM214 198V197H213ZM216 198V197H215ZM8 199H10V198H8ZM35 199V198H34ZM37 199V198H36ZM50 199V198H49ZM50 199V200H51ZM75 199V197L73 198V200ZM148 199H149V201H148ZM152 199V200H151ZM175 199V200H176ZM180 199V198H179ZM224 199V198H223ZM230 199V198H229ZM7 199H5V201H6ZM19 201H20V199H18ZM18 200H17V202L15 203V202H13V204H17L18 203ZM38 200V199H37ZM45 200H47L48 202H45L44 203V201ZM150 200L151 201H153L152 202V204H149V203H151L150 202ZM239 200V199H238ZM4 201V200H3ZM4 201V202H5ZM8 201V200H7ZM14 201V200H13ZM20 201V202H21ZM25 201V202H26ZM70 202H71V200H69ZM75 201V200H74ZM73 201V202H74ZM87 201V202H86ZM226 201H228V202H226ZM233 203H232V202ZM25 202H24V204H25ZM76 202H77V200H76ZM99 202V203H100ZM149 202V203H148ZM219 202V203H218ZM68 203V204H67ZM99 203H97V204H99ZM154 203V204H153ZM3 204V203H2ZM11 204H12V201H11ZM19 204V203H18ZM53 204H54V202H53ZM70 204H72V203H70ZM75 204V203H74ZM149 204V205H148ZM4 205V204H3ZM7 205H9V204H7ZM6 204H5V206H7ZM90 205H91V207H90ZM152 205H153V207H155V208H153L152 207ZM27 206V205H26ZM148 206H150V207H152L153 209H152V211H151V209H149L150 207H148ZM16 207L18 208L19 206H17L16 205ZM23 207V206H22ZM50 207V208H51ZM80 207V206H79ZM95 207V208H96ZM8 208H10V207H8ZM20 208V207H19ZM27 208V207H26ZM41 208V209H42ZM16 209V208H15ZM24 209V208H23ZM40 209V210H41ZM42 209V210H43ZM1 210V209H0ZM22 210V209H21ZM26 210H28V209H26ZM29 210H31V209H29ZM33 210V209H32ZM39 210V209H38ZM39 210V211H40ZM50 210V211H49ZM156 210V211H155ZM91 211V212H92ZM95 211V210H94ZM93 211V212H94ZM5 212V211H4ZM31 213H32V211H30ZM43 212V211H42ZM255 212V213H256ZM7 213H8V210H7ZM10 213H11V211H10ZM27 213H28V211H27ZM35 213H37V211L35 212ZM47 213H44V214H47ZM258 213H256L255 214V218H257V214ZM2 214V211H0V219H5V217L6 216H4V218H2L3 217V214ZM12 214V213H11ZM10 214V215H11ZM30 214V213H29ZM260 214L261 213H259V215H258V217L260 216ZM263 214L264 213H262L261 214V216H263ZM4 215H5V213H4ZM7 215V214H6ZM247 215H244L245 216V218H246V216ZM12 216V215H11ZM14 216V215H13ZM261 216L259 217V219L261 218ZM7 217H8V215H7ZM26 217V216H25ZM174 217H177V218H174ZM240 218H241V216H239ZM29 218H30V216H29ZM29 218H26L27 220L26 221H28L29 220ZM171 218V219H172ZM181 218V219H180ZM254 218V219H255ZM8 219V218H7ZM176 219V220H175ZM242 219V218H241ZM258 219V218H257ZM256 219V220H257ZM22 220L24 221V219L22 218ZM22 220H20V221H22ZM243 220V219H242ZM247 220V219H246ZM261 220H263L262 218L260 219V221ZM22 221V222H23ZM235 221V222H234ZM239 221H240V219H239ZM245 221V220H244ZM243 221V222H244ZM248 222H249V220H247ZM255 221V220H254ZM3 222V221H2ZM2 222L0 223V224H2ZM8 222V221H7ZM9 222H10V220H9ZM175 222H173V223H175ZM179 222V221H178ZM181 222V221H180ZM193 224H191V223ZM11 223H13V221L11 222ZM11 223H10V226H12L11 225ZM15 223V222H14ZM16 223H17V221H16ZM15 223V224H16ZM20 222H18V224H19ZM23 223H25V222H23ZM23 223H21V224H23ZM30 223V222H29ZM28 223V224H29ZM166 224L167 225V228L165 227L164 229L162 228V225L163 224ZM234 223H236L235 225H234ZM247 223V222H246ZM250 223V222H249ZM259 223V222H258ZM165 224L163 225V227L165 226ZM176 224V223H175ZM174 224V225H175ZM231 224H233L234 226H232ZM262 224V223H261ZM5 225V224H4ZM8 225V224H7ZM6 225V226H7ZM172 225V224H171ZM182 226H183V223L181 224ZM251 224H249V226H250ZM9 226V225H8ZM10 226H9V228H10ZM28 226V225H27ZM176 226H177V224H176ZM175 226V227H176ZM179 226V225H178ZM264 226V225H263ZM263 226H261L262 228H264ZM0 227H1V225H0ZM14 227H15V225H14ZM170 227V226H169ZM172 227V226H171ZM243 227V226H242ZM253 227V226H252ZM257 227V226H256ZM261 227H260V224H259V227L258 228H260V230H261ZM236 228V229H235ZM258 228H256V230H259ZM7 229V228H6ZM6 229H4V230H6ZM163 229V230H162ZM2 230H3V228L1 229V232H2ZM8 230V229H7ZM6 230V231H7ZM242 230V229H241ZM9 231H10V229H9ZM17 231L18 230H16V234H17ZM22 231V232H23ZM108 231H109V233H108ZM154 231H161L160 232V235L158 234V232H154ZM200 231V230H199ZM199 231L197 232V233H199ZM237 231V232H236ZM247 231V230H246ZM251 231V230H250ZM263 231V230H262ZM5 232V231H4ZM28 232V233H27ZM69 232V233H68ZM164 234H163V233ZM190 232V233H189ZM252 232H253V230H252ZM258 232V231H257ZM256 232V233H257ZM264 232V231H263ZM6 233V232H5ZM10 233H11V231H10ZM67 233H68V235H69V237L67 236L66 237V235H67ZM72 233H73V235H72ZM112 233V234H111ZM152 233H154L155 234V236H154V234H153V236H152ZM161 233L163 234V235H165V234H167V235H165V236H162L161 235ZM236 233H237V235H236ZM243 233V232H242ZM250 233V232H249ZM248 233V234H249ZM253 233H255V232H253ZM255 233V234H256ZM259 233H261V232H259ZM259 233H257V234H259ZM66 234V235H65ZM70 234H71V236H70ZM157 234V235H156ZM195 234V235H194ZM240 234V235H239ZM1 235V234H0ZM14 235V234H13ZM60 235H62V236H60ZM105 235V236H106ZM118 235V234H117ZM250 235H251V233H250ZM2 236V235H1ZM11 236V235H10ZM34 237H35V235H33ZM60 236V237H59ZM73 236V237H72ZM160 236H162L163 238H161ZM236 236H237V238H236ZM238 236H241V237H238ZM254 236V238H256L255 237V235H253ZM3 237V236H2ZM12 237V236H11ZM11 237H8V240L9 239H11ZM13 237H15V236H13ZM13 237H12V239H13ZM23 237V238H24ZM31 237V236H30ZM29 237V238H30ZM72 237V238H71ZM91 237V236H90ZM89 237V238H90ZM95 237V236H94ZM93 237V238H94ZM129 237V238H130ZM189 237V236H188ZM247 237V236H246ZM258 237V236H257ZM262 236L260 235V238H261ZM5 238L7 239V235H5V237L3 238L4 240H5ZM16 238V237H15ZM14 238V239H15ZM18 238V237H17ZM17 238H16V240H17ZM84 238V237H83ZM88 238V237H87ZM92 238V239H93ZM98 239H99V237H97ZM100 238H102L103 239V237H100ZM119 238V237H118ZM122 238V237H121ZM126 238V237H125ZM187 238V237H186ZM190 238V237H189ZM192 238V237H191ZM210 238V239H209ZM236 238V239H235ZM253 238V239H254ZM259 238V237H258ZM259 238V239H260ZM3 239H1V240H3ZM12 239H11V241H12ZM14 239H13V241H14ZM34 239V238H33ZM58 239H56V241L58 240ZM85 239V238H84ZM122 239H124V238H122ZM121 239V240H122ZM128 239V238H127ZM132 239V238H131ZM141 239V238H140ZM139 239V240H140ZM143 239V238H142ZM193 239V238H192ZM200 239V240H201ZM239 239V240H240ZM249 239V238H248ZM248 239L247 238H245L244 240L246 241V243H247V241H248ZM261 239H263V238H261ZM8 240H6V241H8ZM29 240V239H28ZM50 240V241H49ZM60 240V243L62 242ZM87 240V239H86ZM113 240H114V238H113ZM120 240V238L119 239H117V241H119ZM120 240V241H121ZM125 240V239H124ZM124 240H122V241H124ZM146 240H148V241H146ZM159 242H158V241ZM161 240V241H160ZM256 240V239H255ZM10 241V242H11ZM17 241H19V240H17ZM26 241V240H25ZM30 241H32V240H30ZM35 241H36V239H35ZM53 241V242H54ZM99 241V240H98ZM97 241V242H98ZM110 241V240H109ZM130 241V240H129ZM135 241V240H134ZM153 241V242H152ZM213 241H211L212 243H214ZM218 241V242H219ZM241 241V240H240ZM239 241V242H240ZM259 241H261V240H258V242ZM9 242V241H8ZM15 242V241H14ZM28 242V241H27ZM40 242V243H41ZM41 243V244H43V246H44V243ZM52 242V243H53ZM95 244H96V242H95V239H94V241H93ZM105 242L104 243H102V244H105ZM115 242V241H114ZM125 242H126V240H125ZM131 242V241H130ZM143 242V241H142ZM155 242V243H154ZM163 243V244H158V243ZM170 242V241H169ZM192 242H193V240H192ZM194 242H196V240L194 241ZM199 242V241H198ZM201 242V241H200ZM203 242V243H204ZM210 242V243H211ZM222 242V241H221ZM234 242V243H233ZM237 242V243H236ZM5 243V242H4ZM37 243H36V245H37ZM49 243H47V244H49ZM70 243V244H69ZM93 243V244H94ZM112 243V242H111ZM127 243V242H126ZM141 243V242H140ZM153 243V244H152ZM156 243L158 244V245H156ZM244 244V242H242L241 241V243H240V245L241 244ZM245 243V244H246ZM251 243H253L252 242V238H251ZM250 243V244H251ZM257 243V242H256ZM262 243H264V241L262 242ZM14 244V243H13ZM54 244V243H53ZM64 244V243H63ZM100 244V243H99ZM106 244H107V242H106ZM105 244V245H106ZM119 244V243H118ZM122 244V243H121ZM148 244V245H149ZM156 246H155V245ZM199 244H201V243H199ZM208 244V243H207ZM217 244V243H216ZM219 244V243H218ZM221 245H222V243H220ZM219 244V245H220ZM250 244H248V245H250ZM255 242L252 244L253 245V247L254 246H256L257 244H255ZM1 245H3V243L1 244ZM15 245V244H14ZM24 245H26V244H24ZM34 245H35V243H34ZM49 245H51V244H49ZM61 245H62V243H61ZM109 245H111L110 243H109ZM113 245H115V244H113ZM124 245V244H123ZM129 245V244H128ZM130 245H132V243L130 244ZM130 245H129V247H130ZM134 245V244H133ZM140 245V244H139ZM160 245H163V246H160ZM202 245V244H201ZM200 245V246H201ZM210 245H212V244H210ZM218 245V246H219ZM224 245H226V244H224ZM238 245H239V243H238ZM260 245V244H259ZM259 245H257V246H259ZM264 245V244H263ZM263 245H261V246H263ZM19 246V245H18ZM28 246V245H27ZM27 246H26V248H27ZM47 246V245H46ZM53 246V245H52ZM52 246H49L50 248H52ZM55 246H59V241H58V244H56V242H55ZM102 246V245H101ZM104 246V245H103ZM117 246V245H116ZM121 246V245H120ZM141 246V245H140ZM139 246V247H140ZM148 247V248H150L151 249V247ZM160 246V247H159ZM195 246V245H194ZM197 246V245H196ZM195 246V247H196ZM199 246V245H198ZM199 246V247H200ZM203 246V245H202ZM205 246H207V245H205ZM208 246H209V244H208ZM234 246V245H233ZM24 247V246H23ZM60 247V246H59ZM63 246H61L60 248H62ZM72 247L70 248L72 251H73V253H74V250L72 249ZM106 247H109V246H106ZM145 247H147V246H145ZM204 247V246H203ZM202 247V248H203ZM210 247H213V245L212 246H210ZM227 247V246H226ZM225 247V248H226ZM236 247V246H235ZM240 247V246H239ZM252 247V248H253ZM9 248H11L10 246H9ZM14 248V247H13ZM12 248V249H13ZM31 248V247H30ZM44 248V247H43ZM47 248V247H46ZM49 248V249H50ZM64 248H66V247H64ZM98 248H101L100 246L98 247ZM112 248V247H111ZM114 248H115V246H114ZM119 248H121V247H119ZM132 249H133V246L131 247ZM130 248V249H131ZM201 248V249H202ZM215 248H221V247H217V246H215L214 247V249ZM231 248H232V246H231ZM241 248V247H240ZM248 248V247H247ZM250 248V247H249ZM258 248V250H259V247H255L254 248V251L256 250ZM263 248H264V246H263ZM3 250H4V248H2ZM22 249H25V248H22ZM31 249H33V248H31ZM38 249H39V247H38ZM42 251H44L42 248H40ZM104 249H107V248H105L104 247ZM103 249V250H104ZM125 249V248H124ZM129 249V248H128ZM129 249V250H130ZM140 249V248H139ZM156 249V248H155ZM198 249V248H197ZM207 249H209V247H207ZM222 249H224V247L222 248ZM222 249H221V253H222ZM227 249V248H226ZM228 249L230 250V248L228 247ZM227 249V250H228ZM233 249H235V248H232L231 249V252H233L234 253V250ZM238 248H236V250H237ZM9 249L7 248V251H8ZM18 250H21V249H18ZM34 250H35V247H34ZM57 250H59V248L57 249ZM66 250H68V251H70L68 248L67 249H65V251H62V250H60V251H62V252H59L60 254L62 253V254H64V253H66ZM101 250V249H100ZM102 250V251H103ZM108 250H110L109 248H108ZM107 250V251H108ZM126 251H127V247H126V249H125ZM129 250H128V252H129ZM136 250H137V247H136ZM135 249L133 250V251H136ZM149 250V249H148ZM147 250V248H146V251H148ZM157 250V252L156 253H158V249H156ZM161 250V251H162ZM205 250V249H204ZM209 250H211V249H209ZM233 250V251H232ZM235 250V252H237ZM241 250H243V248L241 249ZM253 250V249H252ZM252 250H250L249 251V253L247 254L248 255V257H249V255H250V253H253V255L255 256V253L256 252H258V251H255V253L252 251ZM260 250H261V248H260ZM2 251V250H1ZM9 251H11V250H9ZM16 251H17V249H16ZM22 251V250H21ZM21 251H19V252H21ZM31 251V250H30ZM30 251H28V252H30ZM33 251V250H32ZM36 251V250H35ZM37 251H40V250H37ZM111 251H112V249H111ZM113 251H115V250H113ZM144 251H145V249H144ZM143 251V252H144ZM150 251V250H149ZM153 251V250H152ZM212 251H214V250H212ZM218 252H219V250H217ZM246 251V250H245ZM252 251V252H251ZM262 251V250H261ZM26 252H27V250H26ZM46 252H47V250H46ZM50 252V251H49ZM64 252V253H63ZM104 252V251H103ZM117 252V251H116ZM115 252V253H116ZM119 253H120V251H118ZM117 252V253H118ZM123 252H125V251H123ZM132 252V251H131ZM131 252H129L130 254H131V256H135V255H133ZM137 252V251H136ZM163 252H165V251H163ZM163 252H160V253H163ZM193 252H194V250H193ZM203 252H206V251H203ZM211 252V251H210ZM210 252H207V253H210ZM229 252V251H228ZM5 253V252H4ZM16 253V252H15ZM24 253H25V251H24ZM31 253V252H30ZM43 253V252H42ZM52 253V252H51ZM58 252H57V254H59ZM70 253H72L71 251H70ZM70 253H69V255H70ZM111 253V252H110ZM109 253V254H110ZM114 253V254H115ZM116 253V254H117ZM134 253V252H133ZM141 252L139 251V253H138V255L140 254ZM147 253V252H146ZM155 253V255H157ZM159 253V256H157V260L156 259H154L156 256H154V255H152V256H154V258H152L149 254V256H147V257H151V260H152V264H153V261L155 260V263L157 264H171V262H169V258L170 257H168V259H164V258H166L169 254H168V252H167V255H166V257L164 256V255H162V254H160ZM166 253V252H165ZM196 253H198V251L196 252ZM202 253V252H201ZM200 252H199V254H201ZM226 253V252H225ZM243 253H246V252H243ZM260 252H258V253H256V254H258L259 256V258H260V256H261V258L264 256V254H263V256L262 255H260L259 254ZM262 253H263V251H262ZM10 254H12V252H10ZM18 253H16V255H17ZM53 254V253H52ZM59 254V255H60ZM88 254V255H87ZM95 254V255H96ZM105 254V253H104ZM109 254H108V256H109ZM115 254V255H116ZM120 254H122V253H120ZM142 254V253H141ZM145 254V253H144ZM195 254V253H194ZM203 254V253H202ZM237 254H239V253H237ZM22 255H23V253H22ZM30 255V254H29ZM28 254H27V258H29V257H31V255L29 256ZM34 255V254H33ZM32 255V256H33ZM68 255V256H69ZM74 255V254H73ZM72 255V256H73ZM100 255V254H99ZM126 255L128 256V254L126 253ZM125 254H124V256H126ZM143 255V254H142ZM164 256L163 257V259H162V256ZM197 255V254H196ZM205 255V254H204ZM222 255H223V253H222ZM221 255V256H222ZM240 255V254H239ZM242 255V254H241ZM246 254L244 255L245 257L247 256ZM9 256V255H8ZM13 256V255H12ZM19 256V255H18ZM29 256V257H28ZM37 256V255H36ZM42 256H43V254H42ZM49 256V255H48ZM53 256H55V255H53ZM78 256V255H77ZM76 256V257H77ZM97 256V255H96ZM104 256V255H103ZM117 256H118V254H117ZM119 256H121V255H119ZM123 256V255H122ZM126 256V257H127ZM144 256V255H143ZM142 256V257H143ZM160 256H161V259H159L160 258ZM203 256V255H202ZM209 256V255H208ZM225 256V255H224ZM252 255H250V257H251ZM254 256H252L251 257V259H255V258H257L258 259V261H259V258L257 257V255H256V257H254ZM2 257V256H1ZM23 257H26V256H23ZM60 257V256H59ZM62 257H63V255H62ZM66 257H67V255H66ZM83 257V258H84ZM113 257H115V256H113ZM113 257H112V259H113ZM128 257H130V256H128ZM136 257H137V255H136ZM146 257V258H147ZM254 257V258H253ZM8 258H10V256L8 257ZM13 258H15V257H13ZM34 258V257H33ZM46 258H47V255H46ZM50 258V257H49ZM82 258V259H83ZM89 258V257H88ZM96 258V257H95ZM101 258H103V257H101ZM108 258H110V257H108ZM115 258H117V257H115ZM124 258V257H123ZM141 258V257H140ZM140 258L138 259V261L140 260ZM247 258V257H246ZM5 259V258H4ZM7 259V258H6ZM16 259V258H15ZM19 259H21V257H19ZM23 259V258H22ZM24 259H26V258H24ZM44 259V258H43ZM48 259V258H47ZM60 259V258H59ZM80 259V258H79ZM78 259V260H79ZM91 259V258H90ZM90 259H88V260H90ZM111 259V258H110ZM121 259V258H120ZM119 259V257L117 258V260H120ZM126 259V258H125ZM130 259V258H129ZM132 259V258H131ZM133 259H135V257L133 258ZM145 259V258H144ZM263 259H264V257H263ZM262 259V260H263ZM11 260H14V259H11ZM36 260V259H35ZM37 260H38V258H37ZM46 260V259H45ZM52 260V259H51ZM57 260V259H56ZM65 260V259H64ZM73 260H75V258L73 259ZM84 260V259H83ZM83 260H81L82 261V263H83ZM99 260H100V258H99ZM102 260V259H101ZM105 260V259H104ZM127 260V259H126ZM142 260V259H141ZM147 260H148V258H147ZM146 259H145V261H147ZM160 260H162L161 262H160ZM170 260H171V258H170ZM248 260H250L249 258H248ZM253 260H252V264L254 263L253 262ZM256 260V259H255ZM254 260V261H255ZM261 259H260V262H258V263H262V264H264L263 262H261L262 261ZM3 261V260H2ZM6 261V260H5ZM20 261H22V263H23V260H20ZM31 262H32V260H30ZM77 261V260H76ZM75 261V262H76ZM93 261V260H92ZM98 261V260H97ZM106 261V260H105ZM110 260H108L107 262H109ZM116 261V260H115ZM122 261H123V259H122ZM125 261V260H124ZM128 261V260H127ZM126 261V262H127ZM131 261V260H130ZM134 261V260H133ZM137 261V262H138ZM172 261V260H171ZM257 261V260H256ZM255 261V263H257ZM1 262V261H0ZM10 262H12V261H10ZM45 262V261H44ZM48 262V261H47ZM57 262V261H56ZM65 262V261H64ZM64 262H63V264H64ZM70 262H72V261H70ZM74 262V263H75ZM93 262H95V260L93 261ZM104 262V261H103ZM112 262V261H111ZM126 262H123V263H126ZM147 262H149V261H147ZM146 262V263H147ZM3 263V262H2ZM5 263V262H4ZM20 263V262H19ZM62 264V262H59L58 261V264ZM65 263H67V262H65ZM73 263V262H72ZM85 263V262H84ZM90 263V262H89ZM99 263V262H98ZM106 263V262H105ZM110 263V262H109ZM116 263H120V262H117L116 261ZM123 263H121V264H123ZM128 263V262H127ZM126 263V264H127ZM131 263V262H130ZM141 264H142V261L140 262ZM140 263H138V264H140ZM145 263V264H146ZM149 263H151V262H149ZM257 263V264H258ZM8 264V263H7ZM18 264V263H17ZM33 264V263H32ZM38 264H39V262H38ZM44 264V263H43ZM48 264H50V263H48ZM54 264V263H53ZM71 264V263H70ZM79 264H81V263H79ZM92 264V263H91ZM101 264H102V262H101ZM111 264V263H110ZM112 264H115L114 262L112 263ZM131 264H133V262L131 263ZM135 264V263H134ZM249 264H250V262H249Z\"/></svg>",
  "mask_w": 264,
  "mask_h": 264
}]
</instances>
